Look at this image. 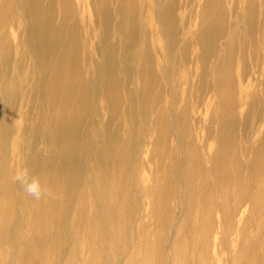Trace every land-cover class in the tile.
Wrapping results in <instances>:
<instances>
[{
  "label": "bare ground",
  "instance_id": "1",
  "mask_svg": "<svg viewBox=\"0 0 264 264\" xmlns=\"http://www.w3.org/2000/svg\"><path fill=\"white\" fill-rule=\"evenodd\" d=\"M152 2L155 8L151 4L150 13L145 15V0H0V176L4 175L2 164L8 153L6 98L16 89L20 96L31 92V105L37 102L40 124L31 140L24 143V150L27 155L35 153L37 160L62 163L60 170L66 171L73 181L72 184L67 182L69 179L63 181L61 171L55 172L61 204L68 214L76 208L74 214L77 211V216L82 217L83 210L88 213L86 203L94 204L91 226L86 219L83 225H89L97 239L99 264H120L123 250L130 248L131 240L137 238L149 253L147 264H168L163 255L167 226L176 218L169 209V201L173 191L179 199L184 198L183 161L174 163L178 154L175 159L171 156L180 147L172 149L169 155L168 142L171 136L179 142L180 125L185 126V121L184 115L172 119L175 102L171 92L190 98L197 91L203 95L210 93L215 99L212 108L220 113L218 121H226L220 126L221 134L226 126L231 128L236 123L237 106L260 105L259 116L264 119V100L251 96V104L244 102L247 93L242 85H235V78L243 82L250 68L264 67V48L260 46L264 45V0H235L232 22L227 4L233 0ZM239 4H245L240 13L236 11ZM183 7L196 11L194 19L188 13L182 16ZM10 20L16 24L14 32L6 30ZM193 24L195 30L189 39L184 29ZM159 39L163 46H158ZM193 59L197 64L191 67ZM192 74L194 82L189 78ZM164 95H169L168 100H163ZM96 104L105 118L99 130L93 121L90 124ZM150 112L151 116L155 115L152 121ZM47 143L53 146L50 151L45 149ZM147 144L162 158L151 180L142 181L140 192L150 207L149 222L155 219V230L151 235L150 226H145L142 235L134 238V197L138 192L133 169L135 156ZM19 145L20 141L15 139L11 151H16ZM261 148L264 153V141ZM218 155L216 150L211 159L214 171ZM11 158L20 159L16 155ZM92 160L100 164L94 166ZM76 164L79 168L75 171L71 165ZM169 183L174 190L169 189ZM9 186H12L11 178L6 181V187ZM78 190L82 193L80 198L76 195ZM44 223L38 227H44ZM10 225V220L0 218L2 256L8 251L3 244L4 237L10 240ZM150 235L156 239L153 246L148 242ZM15 238L13 235L11 240L16 242ZM77 238L75 234L71 236L73 242ZM57 248L62 252L64 242ZM17 249L21 250L15 246L13 253ZM22 250L20 264H24L25 250ZM133 251L132 259L139 254L138 250Z\"/></svg>",
  "mask_w": 264,
  "mask_h": 264
},
{
  "label": "rangeland",
  "instance_id": "2",
  "mask_svg": "<svg viewBox=\"0 0 264 264\" xmlns=\"http://www.w3.org/2000/svg\"><path fill=\"white\" fill-rule=\"evenodd\" d=\"M234 1L227 4V10L231 11L230 17L234 9ZM145 3L146 11L144 14L146 15L150 13L151 4L154 6V3L152 0H145ZM244 8L245 4H239L236 6V11L239 13L243 12ZM190 10V8L183 7L180 12L184 15L188 13L194 19L196 11L192 12ZM87 15H89V24L92 26L91 13L89 12ZM232 17L230 19L231 22L233 21ZM259 20H261V16H259ZM14 25L16 26L10 20L6 25V30L14 32ZM145 25L148 30V21ZM156 28L158 29L157 26ZM188 28L185 27L184 32H187L190 39L193 37L195 26L193 24ZM158 44H160L158 46H163L160 39ZM260 46L262 49L264 48V45ZM157 55L159 56V53ZM94 59L96 60L97 56ZM196 64V60L193 59L191 67ZM262 68L264 67L259 69H256V67L250 68L243 82L235 78L236 87L242 85V90L247 93L244 102L247 100L251 104V96V98L255 97L256 100H264V71H262ZM132 78L134 80V77ZM189 78L191 81H195L194 74L189 76ZM13 82L16 83V80H13ZM17 94V89L10 92L5 102L7 104L5 112L9 118L7 126L9 138L7 140L8 153L5 163L2 164L4 175L0 176V198H2L0 199V218H6L7 221L10 220L11 232L10 240L4 237L3 246L8 251L5 256L0 254V264H20L19 258H21L22 249L25 250H22L25 252L24 264H99L100 252L97 239L94 238L89 230V225H83V220L86 219L90 221L91 226V219L95 209L92 208L94 204L86 203L88 213L83 210L82 217L80 214L77 216V211L74 214L76 208L69 211V214L67 210H64L65 206L61 204L62 200L55 177V172L57 169L60 170L62 163L57 160L54 162L53 159L48 161L44 159L43 161L37 160L34 157L35 153L29 154L30 158L27 155V150H24V143H28L31 140L33 131L40 124L37 102L35 101L33 106L31 105L33 101L31 92L21 96ZM171 95L175 102V106L171 109L172 119L174 120L184 115L185 121V126L180 125L182 130H179V133L182 136L179 142L174 140L172 136L168 142L170 146L169 155L173 152L172 149L175 151L177 146L180 147V150L178 152L175 151L171 156L175 159L178 154V158L174 160V163L183 161L181 190L184 198L179 199L175 191H173L169 201V209L176 218L169 225V228L167 226V240L165 250H163L167 263L241 264L243 262V264H264V155L261 157V153H263L261 152V143L264 141V119H260L259 116L261 106H237V112H235L236 123H233L234 125L232 124L231 128L226 126V131L221 134L220 126L225 120L218 121L220 113L212 108L215 99L210 93L203 95L202 91H197V95L194 94L195 96L191 98L184 94L182 96L177 92H171ZM168 98L169 95L163 96V100H168ZM235 98H238L237 93ZM240 111H242L241 115H239ZM148 116H151V112ZM148 116L146 119H148ZM153 117L155 115L149 117L151 121ZM90 120V124L93 121L97 130H99L101 120H105L104 115L100 113L99 104L94 106ZM92 126L89 125V128H92ZM95 134L94 131L93 135ZM15 139L19 140L21 145L17 146L16 151L13 152L11 151V145ZM21 140L23 141L21 142ZM52 147V144L47 143L45 149L50 151ZM216 150L219 155L215 164L218 167L216 166L214 171L211 169V159ZM153 152L152 146L147 144L142 146L138 155L135 156L133 170L137 178L136 190L138 193L134 192L136 194L134 197L136 214L132 227L134 238L142 235L145 231V226H150V234H153L155 230L153 224L155 219L153 218L154 220H151L150 223L147 217L150 207L144 197L140 195L143 187L142 181L144 179L151 180L152 175L155 174L156 167L159 168L161 166L162 158ZM227 154L229 155L227 156ZM15 155L20 157V159L14 158L12 160L11 157ZM164 156L167 158L168 155L164 154ZM33 158H35V161H33ZM155 158L156 160H154ZM29 162L33 164V167H30L32 170L29 169ZM92 162L94 166L100 164V162L95 160H92ZM71 167L75 171L79 168L77 164L71 165ZM23 168L31 174L30 176L39 178L44 188L51 195L36 200L24 193L19 182L13 180L17 169ZM60 171V178L63 181L69 179L68 183L73 182L72 178L67 176L66 171L64 172L62 169ZM189 175H191V178ZM91 177L92 175L90 174L89 178ZM10 178L12 186L7 188L6 181L10 180ZM168 186L169 189L172 188L170 183ZM172 190H174V187ZM76 195L80 198L82 196L81 191H76ZM42 223H44V227H38ZM73 234L76 235V238L78 237L77 242L71 240ZM13 235H16V242L11 240ZM151 235L148 242L150 241L151 246H153L156 239ZM139 241V238L134 241L131 240L130 248L125 247L121 255L123 260L120 261V264L148 263L149 253L144 249L146 248L144 245H140ZM60 242H64L62 252L57 248ZM15 246H19L21 250L17 249L13 253ZM141 247L143 248L140 249ZM182 249L185 251L181 255L179 251ZM133 250L139 251V254L134 259H132L135 253ZM198 259H200L199 262ZM151 264L156 263L151 262Z\"/></svg>",
  "mask_w": 264,
  "mask_h": 264
},
{
  "label": "clouds",
  "instance_id": "3",
  "mask_svg": "<svg viewBox=\"0 0 264 264\" xmlns=\"http://www.w3.org/2000/svg\"><path fill=\"white\" fill-rule=\"evenodd\" d=\"M13 180L19 182L24 193L36 200L51 195L47 189L44 188L39 178L30 176L26 169H17L13 176Z\"/></svg>",
  "mask_w": 264,
  "mask_h": 264
}]
</instances>
